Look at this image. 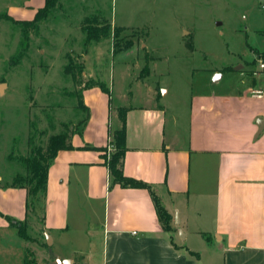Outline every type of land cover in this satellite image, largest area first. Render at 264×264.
<instances>
[{"label":"crops","instance_id":"0c3cea01","mask_svg":"<svg viewBox=\"0 0 264 264\" xmlns=\"http://www.w3.org/2000/svg\"><path fill=\"white\" fill-rule=\"evenodd\" d=\"M44 5L24 0L7 12L29 20ZM262 62L233 67L241 74L229 87L216 71L205 88L171 101L168 89L139 76L146 99L133 102L129 91L118 105L83 62L95 82L82 92L87 115L72 147L52 159L46 190L31 202L27 187L0 182V264H25L29 255L31 264H264ZM123 114L120 163L146 187L122 185L108 165Z\"/></svg>","mask_w":264,"mask_h":264},{"label":"rangeland","instance_id":"374dc122","mask_svg":"<svg viewBox=\"0 0 264 264\" xmlns=\"http://www.w3.org/2000/svg\"><path fill=\"white\" fill-rule=\"evenodd\" d=\"M23 1L0 0L2 183L22 172L31 189L36 183L22 159L45 165L50 136L60 134L68 144L80 132L84 84L94 83L83 62L111 88L114 105L129 91L133 102L146 99L139 76L168 89L171 101L205 88L216 71L225 77L219 86L229 87L241 74L233 67L264 62V0H57L35 24L8 14V6ZM104 25L111 35L86 46L84 28Z\"/></svg>","mask_w":264,"mask_h":264},{"label":"trees","instance_id":"16d2710c","mask_svg":"<svg viewBox=\"0 0 264 264\" xmlns=\"http://www.w3.org/2000/svg\"><path fill=\"white\" fill-rule=\"evenodd\" d=\"M57 0H45V5L42 8H39L36 12V15L34 19L32 20V24H35L41 17V14H47L49 10L56 4ZM86 31V40L85 45H89L92 41H99L102 38L109 37L111 35V27L110 25H104L101 28L96 27H86L84 28ZM190 49H192V45L190 42L187 43ZM74 79L76 80L75 74H73ZM95 83V82H94ZM100 87L107 93H110V91L105 87L103 83H99ZM81 105L85 108L83 96L80 100ZM123 117V127L121 130L117 131L115 133L114 142L117 146V151L115 154H113L112 158L110 159L108 165L111 170V173L113 174L115 180L119 183H121L124 186H130V187H146V183L142 181H138L134 178H130L124 175L122 165L120 163L122 155L124 151L126 150L125 146V136H126V118L125 115H122ZM65 138L62 137V135H52L49 138V143L47 146V153L49 157V162H47L45 165L42 164L41 160H30L29 158H23V162H25L27 170L33 173V178L31 182L35 181V185L30 189L26 185V183H23V177L22 175H18L15 177V180L13 184L15 186L20 187H27L29 196L32 199V197H35V199H32L31 202H35L37 199L39 193L44 192L46 190L47 186V178H48V167L54 158V156L57 154V152L61 149H69L72 146L68 145L64 142ZM154 202L156 206V210L158 213V216L165 226V228H169V220H170V214L168 211L164 208V206L161 204L159 198L154 195ZM21 233L23 236L26 237L25 231L21 229ZM25 264H31L28 256L25 259Z\"/></svg>","mask_w":264,"mask_h":264},{"label":"built area","instance_id":"2783aa9c","mask_svg":"<svg viewBox=\"0 0 264 264\" xmlns=\"http://www.w3.org/2000/svg\"><path fill=\"white\" fill-rule=\"evenodd\" d=\"M261 68H264V62L261 63ZM260 94V93H259Z\"/></svg>","mask_w":264,"mask_h":264},{"label":"water","instance_id":"95a60500","mask_svg":"<svg viewBox=\"0 0 264 264\" xmlns=\"http://www.w3.org/2000/svg\"><path fill=\"white\" fill-rule=\"evenodd\" d=\"M260 126H261V123L259 122ZM57 264H59V262H57Z\"/></svg>","mask_w":264,"mask_h":264}]
</instances>
